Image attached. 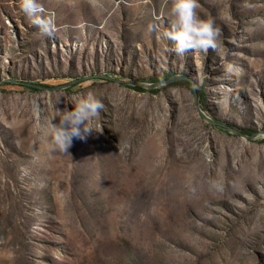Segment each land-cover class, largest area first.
Returning a JSON list of instances; mask_svg holds the SVG:
<instances>
[{"label":"rangeland","instance_id":"rangeland-1","mask_svg":"<svg viewBox=\"0 0 264 264\" xmlns=\"http://www.w3.org/2000/svg\"><path fill=\"white\" fill-rule=\"evenodd\" d=\"M39 2L54 15L53 38L20 0H0V264H264V137L210 125L187 87L141 93L103 78H190L208 116L261 131L264 0H199L217 49L183 55L165 51L171 0ZM80 79L63 91L13 82ZM88 91L105 105L91 121L101 131L74 139L71 156L50 150L48 122Z\"/></svg>","mask_w":264,"mask_h":264},{"label":"clouds","instance_id":"clouds-1","mask_svg":"<svg viewBox=\"0 0 264 264\" xmlns=\"http://www.w3.org/2000/svg\"><path fill=\"white\" fill-rule=\"evenodd\" d=\"M20 10L28 18L31 25L45 37L53 38L58 30L54 15H45L43 5L39 0H20ZM199 0H171L167 13L168 28L163 31L164 38L173 42L172 49L177 55L200 51L207 53L209 49H217L219 30L211 18H201L197 9ZM157 21L160 17L155 18ZM158 23H150L148 30L155 31ZM231 75L239 78L243 69L237 65L228 64L225 69ZM72 108L60 110L58 123L48 122L46 134L51 138L52 151L69 153L74 139L85 140L93 131L101 129L92 126L91 121L99 116L105 105L102 99L93 91H88L69 101ZM71 156V155H70ZM209 190L222 191V185L216 180H209ZM196 192L195 187L189 189Z\"/></svg>","mask_w":264,"mask_h":264},{"label":"water","instance_id":"water-1","mask_svg":"<svg viewBox=\"0 0 264 264\" xmlns=\"http://www.w3.org/2000/svg\"><path fill=\"white\" fill-rule=\"evenodd\" d=\"M103 78L105 79H109L112 81H116L117 83L124 85V86H133V87H140L144 90H160L163 88H168L171 87L177 83L180 82H188L192 85L193 87V94H194V99H195V106L197 109V112L199 114V116L201 118H203L204 120H206L210 125L214 126L215 128H218L222 131L228 132L232 135L238 136L240 138H243L247 141H254L256 139H258L259 137H264V130L261 131H257L255 133H253L252 135H246L244 134L242 131L237 130L227 124H223L218 122L217 120L213 119L212 117L208 116L205 111L202 108L201 102H200V98H199V86L190 78L187 77H177L174 78L168 82L165 83H160V84H143L142 82L139 81H123V80H119V79H115L111 76H103ZM85 79H80L77 81H74L68 85H63L61 87H47L44 85H40V84H35V83H25V82H19V81H13L16 82L18 84H22L24 86L30 87V88H35V89H40V90H46V91H63V90H68L70 88H73L75 86H77L78 84H80L81 82H83ZM7 82V81H4Z\"/></svg>","mask_w":264,"mask_h":264},{"label":"trees","instance_id":"trees-1","mask_svg":"<svg viewBox=\"0 0 264 264\" xmlns=\"http://www.w3.org/2000/svg\"><path fill=\"white\" fill-rule=\"evenodd\" d=\"M174 78H177V76L176 75H169V76L165 77L163 80L157 81L154 84L165 83V82H168V81H170V80H172ZM173 87H187V88L193 90L192 85L190 83H188V82H180V83H177V84L173 85ZM132 88L137 90V92H141V93H148L149 92V91L144 90V89H142L140 87H132ZM159 92H160V90L150 91V93H154V94H157ZM199 98H200L201 105L203 106V108H205L206 102H207V94H206L205 89L199 88ZM263 130H264V127H263ZM242 132L244 134H246V135H252L253 133H255V132L250 131V130H242Z\"/></svg>","mask_w":264,"mask_h":264},{"label":"bare ground","instance_id":"bare-ground-1","mask_svg":"<svg viewBox=\"0 0 264 264\" xmlns=\"http://www.w3.org/2000/svg\"><path fill=\"white\" fill-rule=\"evenodd\" d=\"M0 246H2V245H0Z\"/></svg>","mask_w":264,"mask_h":264}]
</instances>
